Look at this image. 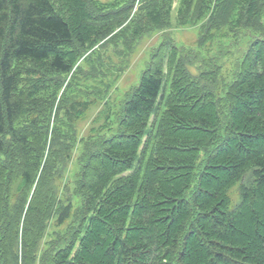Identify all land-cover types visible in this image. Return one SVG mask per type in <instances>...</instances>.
I'll return each mask as SVG.
<instances>
[{"label":"trees","instance_id":"trees-1","mask_svg":"<svg viewBox=\"0 0 264 264\" xmlns=\"http://www.w3.org/2000/svg\"><path fill=\"white\" fill-rule=\"evenodd\" d=\"M227 39L246 42L230 78L204 54ZM0 264H264V0H0Z\"/></svg>","mask_w":264,"mask_h":264},{"label":"rangeland","instance_id":"rangeland-1","mask_svg":"<svg viewBox=\"0 0 264 264\" xmlns=\"http://www.w3.org/2000/svg\"><path fill=\"white\" fill-rule=\"evenodd\" d=\"M165 33L169 34L170 39H174V43H176L178 47L185 45L188 48L194 49L196 52L199 51L196 44L197 34H198L197 27L177 26L170 30H167ZM162 34L164 33L154 32L146 36L142 40H140L128 62L124 63L126 70L123 73V75L120 77L119 81L114 86V88H112L109 94L110 104L113 106L115 110L118 109L120 102L126 93L125 91L130 89L133 85H136L139 82V78L142 71L146 68L148 62L150 61L151 52L154 50V48H156L160 44ZM233 43H234V39H233ZM245 43L246 42H244V40L241 39L240 42H238V44L241 45L237 46V44H232L231 39H227L224 41V43L221 46H218L217 44L209 45L208 48H210V50L208 52H204V54L207 57L210 56L207 60L209 59L212 60L215 56L219 55V50L222 49L224 53V55L220 59V64H223L222 75L230 78L233 72L236 70V67L239 63V59H241L242 53L246 48ZM166 53L167 51L165 49L161 52L162 56H165ZM200 65L201 63L196 61L193 64L189 65V70L193 74H198L200 72L199 71ZM100 106L102 107V105ZM97 112H98V107H92V109H90L88 112L85 113V115L81 118L80 121H77L78 133L81 136L88 135L89 130L92 126V119L95 117ZM74 170H75V161L71 162L70 165L67 167V169L64 171L65 176L63 179L61 180L60 178H58L57 180L55 179V183L57 187L60 185V182L62 181H63L62 183L63 187L65 185L69 186L70 191L68 192L71 196L73 191L71 176L73 175ZM239 187H240V183L236 184L229 191L231 208L237 205L241 199ZM61 193L62 192L60 190L58 197L61 196ZM66 225L67 223L60 227H57L55 218L51 217V220L49 221L48 231H54V230L61 231L65 229Z\"/></svg>","mask_w":264,"mask_h":264}]
</instances>
